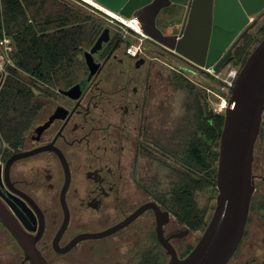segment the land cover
<instances>
[{"label": "flooded vegetation", "instance_id": "obj_1", "mask_svg": "<svg viewBox=\"0 0 264 264\" xmlns=\"http://www.w3.org/2000/svg\"><path fill=\"white\" fill-rule=\"evenodd\" d=\"M175 10L179 15L174 17ZM190 12L184 5L171 4L160 10L156 23L178 36ZM254 18L257 24L239 39L220 71L237 59L248 34L264 37V9ZM85 23L82 40L66 63L55 69L52 82L45 83L43 74L37 77V120L23 145L0 146V202L51 264L77 262L70 254L86 242L93 250L92 241L98 239L111 241L115 255L105 251L101 260H81L82 264H167L170 255L159 238L151 207L114 233L82 238L68 247L78 235L104 231L156 202L169 211L163 236L183 258L204 230L192 229L164 204L171 187L162 183L164 173L153 166L161 168L172 159L177 170L184 169L170 148L183 142L185 79L203 88L193 77L216 81L214 71L151 39L136 55L129 54V42L110 25L94 18ZM200 45L197 37L191 53L202 60ZM34 150L8 164L12 156ZM253 175L255 192L245 233L227 264H264V114ZM6 249L10 260L5 264H32L0 218V264L2 257L7 258Z\"/></svg>", "mask_w": 264, "mask_h": 264}, {"label": "water", "instance_id": "obj_2", "mask_svg": "<svg viewBox=\"0 0 264 264\" xmlns=\"http://www.w3.org/2000/svg\"><path fill=\"white\" fill-rule=\"evenodd\" d=\"M127 17L137 16L152 42L200 66L219 72L231 58V51L239 39L258 20L254 15L264 9V0H98ZM176 4L191 9L190 18L181 26V35H170L156 23L160 10ZM174 17L178 11H174ZM108 31V28L106 32ZM239 35V36H238ZM200 40V58L194 56V40ZM238 37V38H237ZM195 50V49H194ZM198 50V48L196 49ZM219 82L221 80L218 79ZM264 114V37L253 48L239 70L230 90L224 111V126L219 139L216 171V204L212 216L199 241L183 258L163 236V224L169 211L156 202L147 203L120 223L97 233L78 235L68 246L87 237L114 233L126 226L148 207L157 216L158 235L170 255L167 264H227L237 250L245 233L252 196L255 192L253 160ZM37 152L28 151L12 156L15 159ZM0 218L24 248L26 259L32 264H51L29 235L0 202ZM68 221V214L66 221ZM65 226V225H64Z\"/></svg>", "mask_w": 264, "mask_h": 264}, {"label": "trees", "instance_id": "obj_3", "mask_svg": "<svg viewBox=\"0 0 264 264\" xmlns=\"http://www.w3.org/2000/svg\"><path fill=\"white\" fill-rule=\"evenodd\" d=\"M82 19L91 20L89 14L68 1L0 0V39L6 34L14 45L12 63L0 76V146L23 145L40 105L37 77L43 74L45 83L52 82L55 69L66 63L86 32L87 24H82ZM255 39L252 34L246 36L238 60L232 63L243 66ZM260 40L256 39V43ZM188 85L193 94L190 97L193 126L185 127L181 131L183 142L170 148L184 169L178 170L174 192L163 202L186 225L204 230L213 212L209 214L208 205L201 207L196 195L203 189L218 192L216 171L225 115L202 104L196 86L191 82ZM214 207L215 203L211 209Z\"/></svg>", "mask_w": 264, "mask_h": 264}, {"label": "rangeland", "instance_id": "obj_4", "mask_svg": "<svg viewBox=\"0 0 264 264\" xmlns=\"http://www.w3.org/2000/svg\"><path fill=\"white\" fill-rule=\"evenodd\" d=\"M63 1H68L69 3H71L72 5L76 6V4H74L72 1L69 0H63ZM77 7V6H76ZM79 8V7H78ZM82 9L84 12H86L87 14L90 15V18H94V19H101L100 17H98L97 15H95L94 13H90L88 12L86 9L84 10ZM102 22H104V24H107L106 21L102 20ZM261 23V21L259 22V24ZM260 29V28H259ZM237 67H242L240 65V63H230L226 68H224L223 72H226L229 68H237ZM191 76V75H190ZM196 81H198V83L203 85V88H201L200 86L196 87L197 91L200 93V100L202 104H208L209 107L214 111V107H216V104L218 101H220V98L216 95V94H221L226 95L229 99V93H225L222 92L221 93V84L219 83V81H210L206 76L201 75L200 77H193ZM188 82H191V80H189V78L185 79V84H186V100H185V123H184V128H190L193 126V118L191 116V113H193V110L190 108L191 103H190V97L193 96L192 92H190L189 90V86ZM194 84V83H193ZM196 86V85H195ZM206 87V89H205ZM37 93V92H36ZM197 101V100H196ZM178 109H177V104H175V111H173L174 113H177ZM225 111V110H224ZM224 113V112H223ZM37 117L35 118L33 124L36 122ZM186 136V135H185ZM189 136V135H188ZM191 137V134H190ZM186 139L185 142L186 143ZM171 153V152H170ZM172 154V153H171ZM170 163L168 164H162L161 168L158 167V165L155 163L153 166V170L156 171L157 169L161 170V172L164 173L163 178H161L163 181L162 183L165 186H169L171 187L170 190V194L174 192V188L176 181L178 180V170L176 169L177 166H173L174 162L172 161V159H169ZM157 181H160L159 179H157ZM161 182V181H160ZM218 193V192H217ZM217 193L215 194L214 191L210 190V189H203V190H199L197 192V200H198V204L201 207H206V205H208V207L210 208L209 210V214L211 212L214 211V209L212 210V206L215 203V198H213L214 196L216 197ZM94 243V249L93 250H89L88 245L89 243L86 242L84 243L81 248L77 251L74 252L73 254H70V258L72 260H76L77 262H72L71 260H69L72 264H80L81 260L82 261H88V262H97L99 260L102 259V256L105 257L106 254L103 255V252H108L110 256H114L115 252L113 249V243L111 241L108 240H102V239H98L95 241H92ZM6 255L7 258H9V251L10 249H6ZM6 256L2 257V263L1 264H5L7 262ZM69 258V259H70ZM82 264V263H81Z\"/></svg>", "mask_w": 264, "mask_h": 264}, {"label": "built area", "instance_id": "obj_5", "mask_svg": "<svg viewBox=\"0 0 264 264\" xmlns=\"http://www.w3.org/2000/svg\"><path fill=\"white\" fill-rule=\"evenodd\" d=\"M72 1L76 6L86 9L88 12H92L102 20L106 21L117 33H119L125 40L129 42L127 52L132 55H136L143 43L150 38V36L144 31L142 24L137 16L127 17L120 13L119 11L113 10L107 5L101 3L98 0H69ZM112 13H115L120 18L113 16ZM127 21L135 23L130 25ZM14 49L11 38L8 35H4L0 39V76H3L4 72L7 69V66L12 63L11 53ZM240 68H229L226 72L219 71L214 72V79L219 82L221 85V93H229L230 90L235 84V80L239 74ZM220 101L217 102L214 110L216 112H224L228 106L229 99L227 96L216 94Z\"/></svg>", "mask_w": 264, "mask_h": 264}, {"label": "bare ground", "instance_id": "obj_6", "mask_svg": "<svg viewBox=\"0 0 264 264\" xmlns=\"http://www.w3.org/2000/svg\"><path fill=\"white\" fill-rule=\"evenodd\" d=\"M111 14L113 15V16H115V17H118V18H120L118 15H116L115 13H112L111 12ZM130 25H134L135 23H133V22H131V21H127Z\"/></svg>", "mask_w": 264, "mask_h": 264}, {"label": "crops", "instance_id": "obj_7", "mask_svg": "<svg viewBox=\"0 0 264 264\" xmlns=\"http://www.w3.org/2000/svg\"><path fill=\"white\" fill-rule=\"evenodd\" d=\"M78 7V6H77ZM80 8V7H79ZM87 14V13H86ZM85 19H82V21H81V23L83 24V23H85ZM12 41V40H11Z\"/></svg>", "mask_w": 264, "mask_h": 264}]
</instances>
